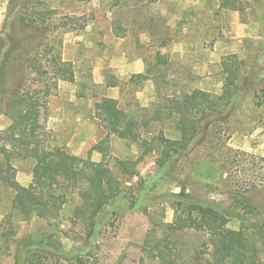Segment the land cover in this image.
I'll use <instances>...</instances> for the list:
<instances>
[{
    "label": "rangeland",
    "instance_id": "374dc122",
    "mask_svg": "<svg viewBox=\"0 0 264 264\" xmlns=\"http://www.w3.org/2000/svg\"><path fill=\"white\" fill-rule=\"evenodd\" d=\"M39 1L43 5L35 11L45 10L50 20L39 29L19 28L24 45L0 72V110L17 86L40 94L56 80L46 109L37 113L48 146L102 161L93 146L106 137L100 120L103 98L117 100L148 144L108 137L104 162L120 181V206L95 239L75 216L78 187L60 181L57 192L67 201L60 216L47 221L14 211V193L0 181V264H15L16 242L41 234H55L66 250L90 246L93 258L82 264H206L210 247L202 231L171 235L156 227L173 223L175 196L181 192L230 212L229 229L264 230V72L226 119L212 122L206 133L202 122L203 134L171 177L145 186L159 172L156 137H180L173 120L156 112L170 96L182 98L194 90L221 95V63L229 56H236L241 77L264 70V0H239L237 11L222 9L216 0ZM10 2L0 0V38ZM60 62L72 65L73 82L61 79ZM138 74L147 79L134 77ZM111 79L117 87L109 86ZM9 124L0 113V131ZM11 165L15 180L29 186L33 160L15 156ZM254 240L256 264H264V242Z\"/></svg>",
    "mask_w": 264,
    "mask_h": 264
},
{
    "label": "trees",
    "instance_id": "16d2710c",
    "mask_svg": "<svg viewBox=\"0 0 264 264\" xmlns=\"http://www.w3.org/2000/svg\"><path fill=\"white\" fill-rule=\"evenodd\" d=\"M222 9L237 11L241 8L239 0H216ZM39 0H11L8 9L7 28L0 38V72L7 66L12 55L24 45V38L18 33L20 27L39 29L46 27L48 13L35 11ZM40 45V42H36ZM61 79L74 81L72 65L60 62ZM225 78L221 95L194 90L182 98L170 96L164 108L156 112H165L172 119L180 134L179 139L171 140L157 136L160 147L158 159L159 172L155 177L146 179L153 182L161 177H171L173 168L179 159L185 157L198 142L204 125V132L214 121L226 119L238 103L252 90L253 85L263 78L261 68L252 69L240 76V66L235 55L221 63ZM39 67L40 66L39 64ZM257 69H260L259 71ZM1 77V75H0ZM134 77L147 79L146 74ZM240 81V82H239ZM51 85L45 84L40 94L31 89L17 86L0 113L10 121L8 127L0 131V181L14 193L11 207L25 218L38 217L47 221L56 220L66 204V197L58 193L60 181L68 187H78L80 204L75 216L81 221L91 238L99 237L98 232L114 211L120 206V181L109 168L104 158L108 152V137L115 135L120 139L146 146L148 141L142 137L138 123L120 109L113 98H103L100 103V120L106 137L93 146L103 160L92 162L70 155L60 148H51L43 140L44 130L37 123L39 109H46L48 98L57 88L56 80ZM2 79H0V87ZM110 87H117V80L108 82ZM202 133V134H203ZM33 160L32 182L25 187L15 180L11 160L15 157ZM175 219L172 224L156 226L173 235L175 231L195 229L202 231L210 247L206 264H256L258 250L256 240L264 242V230L258 226L251 228L248 234L244 228L232 230L227 227L230 212H220L204 201L191 198L181 192L175 196ZM246 205H249L246 202ZM108 217L102 220V215ZM228 215V216H227ZM92 259L91 248L76 246L64 249L55 234L30 235L16 242L15 264H82V259Z\"/></svg>",
    "mask_w": 264,
    "mask_h": 264
},
{
    "label": "crops",
    "instance_id": "0c3cea01",
    "mask_svg": "<svg viewBox=\"0 0 264 264\" xmlns=\"http://www.w3.org/2000/svg\"><path fill=\"white\" fill-rule=\"evenodd\" d=\"M114 99V98H113Z\"/></svg>",
    "mask_w": 264,
    "mask_h": 264
}]
</instances>
